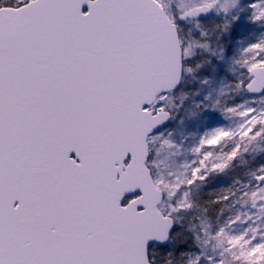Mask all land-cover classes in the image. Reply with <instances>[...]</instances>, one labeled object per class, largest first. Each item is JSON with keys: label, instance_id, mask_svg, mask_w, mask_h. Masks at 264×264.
<instances>
[{"label": "snow or ice", "instance_id": "snow-or-ice-1", "mask_svg": "<svg viewBox=\"0 0 264 264\" xmlns=\"http://www.w3.org/2000/svg\"><path fill=\"white\" fill-rule=\"evenodd\" d=\"M260 144L264 0H0V264H264Z\"/></svg>", "mask_w": 264, "mask_h": 264}, {"label": "rangeland", "instance_id": "rangeland-1", "mask_svg": "<svg viewBox=\"0 0 264 264\" xmlns=\"http://www.w3.org/2000/svg\"><path fill=\"white\" fill-rule=\"evenodd\" d=\"M198 72H199L198 69L193 68L192 72L187 74L189 87L184 93L185 97L191 96V94L198 91L194 83V81L197 79ZM226 84L227 81H221L219 79L210 80V84L204 88V93L211 95L213 100L220 99L223 102L225 97L221 95V89ZM182 98L183 97L180 94H177L175 100L173 101L174 105H179ZM171 131L173 137L176 139H181L189 134V129L184 124H181L179 120L176 121V125L171 129ZM259 156H264V144H260L258 147L253 146L252 148H250L249 152L245 154L244 160L239 163L237 167L238 170L241 173H243L250 166L253 160L258 159ZM183 158H184L183 155L171 156L167 160V164H169L172 167H175L183 160Z\"/></svg>", "mask_w": 264, "mask_h": 264}, {"label": "trees", "instance_id": "trees-1", "mask_svg": "<svg viewBox=\"0 0 264 264\" xmlns=\"http://www.w3.org/2000/svg\"><path fill=\"white\" fill-rule=\"evenodd\" d=\"M235 174L240 175V174H242V173H241V172L238 170V168H237Z\"/></svg>", "mask_w": 264, "mask_h": 264}]
</instances>
